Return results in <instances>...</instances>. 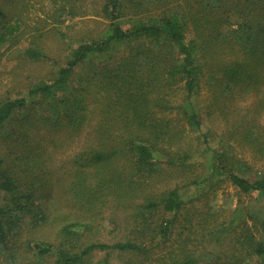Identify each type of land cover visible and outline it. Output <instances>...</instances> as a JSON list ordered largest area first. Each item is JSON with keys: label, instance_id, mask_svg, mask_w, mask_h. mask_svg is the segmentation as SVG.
<instances>
[{"label": "trees", "instance_id": "1", "mask_svg": "<svg viewBox=\"0 0 264 264\" xmlns=\"http://www.w3.org/2000/svg\"><path fill=\"white\" fill-rule=\"evenodd\" d=\"M73 1L82 0H64L69 11ZM99 6L108 20L102 38L71 47L53 82H38L27 96L0 102V131L7 134L4 144L11 156L0 152V249H19L13 246L20 242L24 225L60 221L54 240L21 243L28 250L52 255L46 264H83L97 250L146 253L158 238L167 239L170 215L183 202L178 186L156 192L155 183L167 172L162 163L175 167L180 161L184 166L190 156L172 151L184 129L161 114L182 108L183 117L210 150V120L202 121L194 107L202 82L211 91L209 104L214 112L226 115L229 106L249 98H255L253 105L264 112V0H100ZM65 11L60 5L56 22ZM23 23L20 14L10 16L0 6V49L20 41ZM115 46L119 47L116 58L109 55L107 61H96ZM25 55L32 60L45 57L35 46L27 48ZM75 70L80 74L78 85L66 89ZM176 82H183L184 91L178 105L166 92ZM91 115L96 116L92 144L73 156L74 169L65 181L44 158L63 143L54 139L43 143V136L37 134L43 129L78 138ZM231 125L240 136L232 130L228 140L264 159V127L257 132L238 119ZM237 127H242L241 132ZM215 154L218 162L213 171L224 172L241 192L264 193V174L244 178L232 166L241 173L249 167L242 160L228 161L227 147ZM49 186L57 187L56 195L63 202L85 209L89 220L69 221V212L62 210L50 218L44 202L56 209L54 200L40 201ZM110 203L132 211L139 222L135 238L112 245L86 240L85 230ZM158 208L162 221L152 228L149 219ZM256 215L251 219L264 232V218ZM238 243L246 257L256 256L264 264L262 239L248 232ZM158 264L192 262L185 254ZM233 264H245V258L234 257Z\"/></svg>", "mask_w": 264, "mask_h": 264}, {"label": "rangeland", "instance_id": "2", "mask_svg": "<svg viewBox=\"0 0 264 264\" xmlns=\"http://www.w3.org/2000/svg\"><path fill=\"white\" fill-rule=\"evenodd\" d=\"M99 3L100 0L73 1L72 11H69V6L64 0H0V6L8 15L20 14L24 22V34L20 41L12 47L0 49V102L5 98L27 96L29 89L38 82H53L58 69L67 62L71 47L90 38H102L106 34L108 20L101 14ZM60 5H64L66 11L62 13L60 21L56 22L54 17L58 16L57 10ZM31 46L38 48L45 57L39 60L28 58L25 50ZM118 51L119 47L115 46L96 61H107L109 55L116 58ZM79 78V70H75L68 80L66 89L77 86ZM182 85L183 82H176L166 88L168 98L174 105L182 103L184 93ZM210 93L207 84L202 82L194 101V107L198 109L202 121L210 120L207 126L212 133L208 141L210 150L205 149L200 132L191 129L183 117L182 108L161 114L172 119L178 128L184 129L182 139L172 151L190 156L184 166L180 161H177L178 166L175 167L162 163L161 166L165 167L167 172H163L155 183L156 192L178 186L183 202L182 206L170 215L172 223L167 239L158 238L148 252L141 254L97 250L85 257L83 264H158L182 259L185 254L189 255L192 264H233L234 257L237 256L245 258V264H260L256 256L246 257L242 245L238 242L243 241L248 232L256 240L264 241V232L259 224L251 219L252 215L257 216L256 213L260 218H264V193L241 192L224 172L213 171L212 166L218 162L215 151L227 147L228 161L242 160L249 167L248 171L241 173L232 166L235 174L244 178L264 174L263 158L248 147L241 146L238 141L227 138L228 132L233 130L232 122L237 119L245 125H253L259 132L260 128L264 127V112L253 105L255 98H249L239 99L224 110L226 115H222L210 107ZM29 101L32 99L29 98ZM95 121L96 116L91 115L80 136L72 139L67 138L65 134L61 136L39 129L40 135L37 136H43L44 141L41 140L43 143H48L52 139L63 143V147L52 149L47 158H44L65 181H68V176L74 169L71 163L73 156L92 144L94 131L91 127ZM237 130L241 132L242 127H237ZM233 132L236 133L234 136L239 138L240 135L235 130ZM221 133L223 137L220 136ZM6 136L5 132L0 131L2 156H8L9 152L4 144ZM205 176H208V179L204 181ZM193 178H196V183H193ZM56 192V186H49L40 196V201L48 198L54 200L57 210L54 206L48 205V202H44L51 211L50 218L62 210L69 212V221L89 220V214L85 209L80 210L66 201L63 202ZM131 213L129 209H118L114 203L107 204L85 230V239L112 245L135 238L134 230L139 222ZM161 216L162 209L158 208L149 219L152 228L162 221ZM59 223L60 221L40 222L36 227L31 223L24 225V230L21 232L19 230L20 242L13 246L19 249L14 251L10 247V251H7L1 248L0 264L51 262L52 255L28 250L26 244L21 243L27 239L54 240L57 238L56 230Z\"/></svg>", "mask_w": 264, "mask_h": 264}]
</instances>
